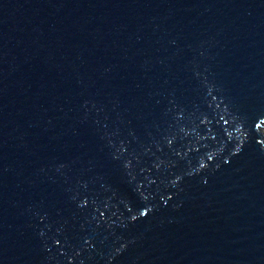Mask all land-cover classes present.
Here are the masks:
<instances>
[{
	"label": "water",
	"instance_id": "obj_1",
	"mask_svg": "<svg viewBox=\"0 0 264 264\" xmlns=\"http://www.w3.org/2000/svg\"><path fill=\"white\" fill-rule=\"evenodd\" d=\"M0 264H264V0H0Z\"/></svg>",
	"mask_w": 264,
	"mask_h": 264
}]
</instances>
